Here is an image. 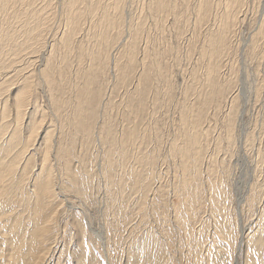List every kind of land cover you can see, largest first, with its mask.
Returning <instances> with one entry per match:
<instances>
[{
  "label": "bare ground",
  "instance_id": "bare-ground-1",
  "mask_svg": "<svg viewBox=\"0 0 264 264\" xmlns=\"http://www.w3.org/2000/svg\"><path fill=\"white\" fill-rule=\"evenodd\" d=\"M25 1L0 0V17L3 18L2 26L0 23V56L10 54L9 57L15 58L22 52L34 54L37 51L34 43L43 41L41 34L44 30L40 27L44 26V18L41 19L39 11L44 7L40 5V10H35L37 7L33 6V10L32 1L29 0L30 5ZM82 3L84 7H81ZM212 3L211 0H201L196 5V26L212 17ZM126 4L127 0H69L64 8L68 26L53 41L56 44H50L51 50H47L49 56L56 46L62 50L61 69L54 73L48 62L50 57H44L46 65H42V70L37 69V76H22L21 84L15 88L10 87L15 85L16 75L9 77L8 71L0 72V264H178L170 253L172 245L168 243V226L171 227L173 218L175 224L184 229L185 246L181 248L186 264H264V184H250L245 194L236 193V200L227 177L230 168L224 162L218 167L212 159L203 165L205 156L210 154L211 143L213 155L222 149L226 153L230 151L232 139L229 132L239 96L227 97L232 88L229 82L221 84L220 69L221 57L229 48L226 39L234 31L239 17L237 10L241 0H224V13L217 19V28H210L199 45L203 81L193 77L198 90L193 87L189 90L196 95L187 108L192 119L182 116L185 127H180L179 136L172 139L169 149L175 157L177 155L178 174L171 190L179 199L177 204H168L164 200L166 195L161 187L155 188L152 192L155 193L154 199L148 201V192L154 185L153 164L156 159L147 156L145 144L148 139L138 134L137 129L144 127L143 113L148 103L145 98L151 87L154 90L152 105L156 104L160 83L164 84L168 98L172 97V91L162 55L155 53L153 57L139 60L141 29L137 24L130 32L128 29L132 26L128 24L123 51L119 50L120 46L116 47L124 32L122 9ZM11 6L14 8L10 10ZM148 10L153 15H177L179 5L168 0H150ZM9 19L25 21L17 29L10 27L12 22ZM261 19L256 37L264 34V16ZM85 21H88L87 32ZM4 22L11 23L3 25ZM13 31L18 33L13 35ZM81 32L85 35L77 43L75 39ZM194 32L190 37L191 45L194 44ZM46 45L47 41L42 48H47ZM112 48L116 51L113 56ZM5 66L9 64L0 62V70H5ZM134 80L133 90L126 91L124 114L118 129L109 113L115 107L112 99L120 93L119 89L128 87ZM39 82H43L47 90ZM40 89L47 93V109L51 115L59 113L60 117L63 112L68 113L67 121H64L72 127V133L56 134L57 127L60 129L65 125L61 124L62 118L56 117L54 121H58L59 126L54 128L51 124L53 131L47 128L42 131L43 136H38L43 125V119H37ZM4 93L7 94L5 97ZM226 102L229 108L224 115L223 128L227 137H212L211 130L202 126L203 121L209 118L208 110L218 112ZM261 102L260 114L264 123V97ZM60 130L65 131V128ZM38 138L42 139L39 146L36 144L41 160L38 171L33 173L35 162L30 167V158L26 160L25 156H29L26 153L32 150ZM95 139L106 153L99 168L105 192H102L103 225L92 230L84 224L88 218L84 209L87 203H94L95 184L89 170L81 164L83 150H76V143L90 147ZM176 140L183 145H174ZM130 156L134 157L133 164L139 169L129 171L123 167L127 163L123 158ZM149 159L152 163L146 167ZM132 192L138 194V202L129 214L123 213L125 197L129 195V198ZM237 202H243V208L245 206L251 215L246 224L238 222L231 211L232 208L237 213L233 207L238 205ZM135 211L140 214L139 225L128 232L127 220H131ZM170 212L174 215L172 220ZM204 213L208 216L203 218ZM149 214L150 221L159 222L158 228L152 225L140 227ZM109 215L111 221H108Z\"/></svg>",
  "mask_w": 264,
  "mask_h": 264
},
{
  "label": "rangeland",
  "instance_id": "rangeland-1",
  "mask_svg": "<svg viewBox=\"0 0 264 264\" xmlns=\"http://www.w3.org/2000/svg\"><path fill=\"white\" fill-rule=\"evenodd\" d=\"M28 1L29 0H26L25 4L30 5V1H32L31 3L33 4L31 6V9L33 10L35 7H37L35 8V10H40L42 6L44 7L41 8V10L39 11L41 19L44 18V26L40 27L41 30H44L41 34V36L43 37V41H41L40 43H34L36 44L35 46H37V54H35L36 52L34 54H27L28 52L24 51L25 53L22 52V55L20 54L15 58L9 57L10 54H8V56H0V62L4 61L5 64H9V66H5L7 67L5 68V70H0V72L2 73L3 71L5 73L6 71H8L7 76L9 75V77L16 75L14 78L15 85H12V87L10 88H15L16 86L18 87L21 84V79H23L22 76H37V69L42 70L46 65L45 59L50 55V51H47L51 50V47H49L50 44H56L54 43L55 40H57L63 34V32H65L68 26L66 23V16H64V12L66 13V10L64 8L69 0ZM168 1L170 3L173 2L174 4L179 5V14L174 15L173 13H157L154 14L157 16H154L153 13H149L148 10L150 0H127L125 8L122 9L124 14V26L122 29H124V32L121 39L116 44V47L120 46L119 50L121 52L123 51V44L127 40V31H132L134 26L137 24V27H140L141 29L138 39V44L141 47L139 50V60L141 61L142 57H153L155 53L162 55L161 57L163 67L166 69V75H168L167 80L169 83L170 90L172 91V97L168 98L166 96L164 84L160 83L157 89L158 94L155 98L156 104L152 105V103L150 102L152 101L151 97L152 93H154V90L151 87V92L148 93L145 98L148 103L146 105L147 107L144 108L143 113L144 127H139L137 129V132L138 134H141L146 139H148L147 143L145 144V152L147 156H153L156 159L153 164L154 185L152 190L150 191L151 194L148 192V201L154 199L153 197L155 193L153 194L152 192L155 191V188L161 187L166 195L164 196V200L167 201L168 204H177L179 199L177 197H174L171 193V190L176 184L175 179L177 178L178 174V168L176 167L177 155L175 157L171 153V151H169L170 144L173 138H176L177 135L179 136L180 127H185L181 120L182 116L185 115L188 120L192 119V116H190L187 112V108L189 104L194 101L196 95H192L189 90L190 87H193L198 90V85L195 84L196 82L194 81L193 77L203 81V59H201L199 55V49L202 44L201 41L203 40L205 34L209 31L210 28H214V30L217 28V19L220 15L224 13L222 12V4L224 0H211V3L213 2L215 5L214 6L212 3L213 15L208 19V21L198 26H196L195 23L197 17L196 5L201 0ZM36 3H38L37 6ZM40 5L42 6L40 7ZM38 6L40 7L39 9ZM81 7H84L83 3L81 4ZM12 8L14 7L11 6L10 10ZM263 9L264 0H241L240 7L237 10L239 12V17L238 20H236L237 22L234 26V31L229 34L228 38L226 39L229 42V48L227 52L221 57L222 64L220 69V81H222L221 84L226 85L227 82H229L230 88L233 89H230L227 92V97L230 95L232 96V94L233 97L236 95L239 96V105L236 106L235 110V120L233 122L232 129L229 132V135H231L232 139L231 145L229 146L230 151H227L226 153L222 149V151L217 152L215 155H213V145L211 143L208 149L210 150V154L205 156L206 158H204L203 162V165L204 163L206 165L207 161L212 159L216 166L220 167L222 166L221 164H223L224 162V165H227L230 168L227 177L231 181V192L234 196H236V193L245 194L248 188L250 187V184L252 185L254 182L264 184V123L260 114L262 113L261 101H263L264 97V34L261 37H256V29L257 27L259 28L260 24L259 21L264 16ZM2 19L3 18L0 17L1 26ZM9 20L12 22V24H10L11 22L7 23V21L4 22L3 25L10 24V27L15 26L17 29H19V26L23 25V22L25 21V19L20 20L19 22H16V20L13 19ZM28 21L32 23L33 20ZM28 21L26 23L30 25ZM34 22L35 20L33 21V23ZM87 22L88 21L84 22V28L88 26ZM129 23L132 27L127 30V26ZM10 27H7L9 31L11 30ZM46 27L49 28L47 29ZM194 29L196 30V32H194ZM86 30L87 29L85 28V32H87ZM61 31H63L62 34ZM97 31L100 32L99 30ZM102 31H105V29H102ZM193 32L194 44L191 45L192 38L190 37L192 36ZM11 33L15 35L16 33H18V31H13ZM81 33L82 34H80V36L78 35L75 39L77 43H79V41L83 39L84 36L82 35H85L83 34V32ZM251 38L255 40H252ZM46 41L47 48H42V44L46 43ZM145 45L146 49L143 50ZM115 53L116 51H114L113 49L111 52V56H113ZM49 57L50 58L48 62L54 69V73H56V71L58 72V70H60L62 67V50H60V48L56 46L55 50H53L51 56ZM38 59L41 61H39ZM10 60H13L14 63H11ZM43 62L44 64H42ZM85 64L86 63L84 62V65ZM112 83L113 82H111L110 84ZM134 84L135 80L128 87L119 89L118 91L120 93L114 96L112 99L113 104H115V107L109 113L112 115L114 122L117 123L116 126L118 129L121 127V117L124 114V105L126 103L124 99L127 95L126 91H132ZM39 85L45 88V90H47L46 85L43 82H39ZM38 92L39 94L37 95V103L39 106L38 110L40 111V113L37 119H43V125L38 136H43L44 133H42V131L46 130L47 128V130L51 131L55 128V126L57 127L58 121H54L56 120V117L62 118V120H60L62 121L61 124H65L62 125L60 128H65V131H61L59 129L60 126L58 125L59 127H57L56 134L59 135L62 134V132L66 134L72 133V127L67 125V123L65 122L67 121L65 118L67 117L68 113L63 112L60 114V117L59 113H57V116H53V114L51 115L50 110L47 109V93H43L45 91L41 89ZM6 95L7 94L4 93L3 96L5 97ZM228 108L229 104L226 102L224 103V106L221 108V110L218 112L213 110L207 111V117L209 118L203 121L202 126L205 128V130L206 128H209L211 130L212 137H217L219 135L221 138L224 139L227 137L223 125L225 120L224 115L227 112ZM40 115L43 116V118H41ZM49 120H52L53 122ZM51 124L54 125V128H51ZM48 126H51L50 129ZM39 142L41 143L42 139H39L37 143H34L32 150L33 148H35L36 151V149L38 148L37 145H40ZM179 142L180 140H176V143L174 145L182 144L181 142ZM222 144L225 146V141H223ZM87 147L88 146L85 145L83 146L80 142L76 143V150H79L78 148H82L83 150V153L80 158L81 164L85 165L86 168L89 170V173L92 176V181L95 184L92 196V200L94 203H87V206L84 209V213L86 217H88L86 218V221H84V224H87L86 226L88 228L90 227V229L92 230H97L103 225L104 222V216L102 215V192L104 191V184L101 175H99V168L102 160L105 158L106 153L100 143L96 142V139L92 146L88 148ZM32 150L29 152L30 154L37 153V155L39 156L37 157V155L35 156L32 154V156L29 157L30 154L26 153L29 156H25V159L27 160L28 158H30V167H32L33 163L35 162V169L33 167V170H31L32 172H37V166L40 163L41 155L38 154V151L35 152ZM133 158L131 156L123 158L127 162L123 167L128 169L129 171L130 169H139L136 167L137 165L134 166ZM25 159H23V162L25 161ZM113 160H115V157H113ZM149 163H152V159L146 161V167ZM28 170L30 169L28 168ZM204 176H206V171L205 174H203V177ZM97 187H100V190ZM132 193L129 198V195H126L125 197L126 200L124 202L123 213L126 212L127 214H129L132 208H134L136 206V203L138 202V194ZM181 201L184 200L181 198ZM237 204V206L233 205L237 213L233 211L232 208L231 211L237 216L238 222L246 224L247 222H249L251 215L248 214V211L245 206L243 208V202H237ZM182 213H184V211ZM139 215V212L135 211L132 215L131 220H127V229L129 228L128 232L131 231L132 228L139 225ZM169 215L172 220V218L174 217L173 213L170 212ZM206 215L207 213H204L203 218L206 217ZM107 218L108 221H111L112 219L110 215L107 216ZM155 222L150 221L149 214L147 216L146 222H143L144 225L140 224V227L147 228L152 225L153 227L156 226L158 228L159 222L156 220ZM168 228L170 229V239L168 240V243L172 245L170 253L175 259H177L178 264H186L185 259H183L184 250L182 251L181 248V246H185L184 229L175 224L174 218L171 227L168 226ZM125 233L126 232H123L122 235H125ZM141 233L142 231L140 230L139 234Z\"/></svg>",
  "mask_w": 264,
  "mask_h": 264
}]
</instances>
